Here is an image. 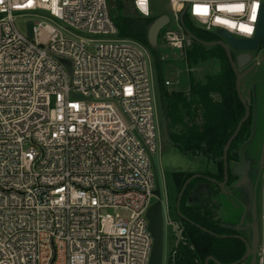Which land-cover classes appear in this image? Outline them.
<instances>
[{
    "label": "built area",
    "instance_id": "1",
    "mask_svg": "<svg viewBox=\"0 0 264 264\" xmlns=\"http://www.w3.org/2000/svg\"><path fill=\"white\" fill-rule=\"evenodd\" d=\"M168 1L180 27L184 12L209 31L187 0ZM262 11L264 0L251 36L209 32L253 38ZM21 16L36 19L30 34L16 27ZM233 17L247 21L248 12ZM166 38L182 46L173 31ZM151 61L142 43L119 36L108 0L0 2V264L149 263L158 109ZM168 222L174 256L181 228ZM259 254L264 264V247Z\"/></svg>",
    "mask_w": 264,
    "mask_h": 264
},
{
    "label": "trees",
    "instance_id": "2",
    "mask_svg": "<svg viewBox=\"0 0 264 264\" xmlns=\"http://www.w3.org/2000/svg\"><path fill=\"white\" fill-rule=\"evenodd\" d=\"M108 2L119 36L139 41L150 52L158 107L167 124L169 141L184 152L207 156L217 164L216 172L205 170L194 177L195 173L190 172L172 173L173 183L178 188L176 200L186 181L192 178L180 197L178 208L181 216L177 213V218H173L180 225L182 237L174 256L172 245L168 264H232L239 261L246 252V243L239 237H244L243 232L236 227L222 226L225 222L219 215L216 200L220 186L210 180L223 181L224 147L246 113L226 51L219 45H204L192 40V47L186 50L187 67L192 69L216 58L218 69L207 72L202 80L191 73L187 90L167 89L163 85L160 51L158 47H152L147 38L148 28L156 19L151 17L152 12L149 16L140 12L141 17L130 19L120 15V8L112 7L111 1ZM184 22L199 40L211 42L218 39L216 34L195 26L187 14ZM251 133L252 119L249 116L228 148V161L238 159L239 147L248 141ZM231 180L228 177L227 185ZM202 184L205 190L199 188Z\"/></svg>",
    "mask_w": 264,
    "mask_h": 264
},
{
    "label": "rangeland",
    "instance_id": "3",
    "mask_svg": "<svg viewBox=\"0 0 264 264\" xmlns=\"http://www.w3.org/2000/svg\"><path fill=\"white\" fill-rule=\"evenodd\" d=\"M110 1L112 4L110 6H115L117 9L120 8L118 10L120 15L130 19L142 16L134 8L132 0ZM151 6V17L157 18L164 14L170 17V21L160 31L158 36L164 87L183 90L190 85L189 77L191 73L194 77L202 80L207 72H213L218 69L216 58L207 60L192 69L188 68L186 50L192 47V39L177 24L168 0H151ZM35 20L21 16L16 18L15 24L18 30L26 35L32 32V25ZM193 24L200 28L196 22H193ZM168 31H173L179 36L182 40L181 47L174 46L167 41L166 35ZM232 52L234 56L239 53V51L234 49ZM251 54V61L240 70L244 74L240 82V90L248 103L249 116H251L252 125L254 123L255 126L253 140L244 152L246 161L249 158L252 159L251 170L245 181L240 185H235L237 183L235 177L231 180L230 185H234L231 191L221 190L222 187L220 186V192L216 195V200L219 203L220 217L230 222H236L243 218L249 220L255 226V231H253L255 243H253L252 254L241 264H262L259 253L260 249L264 247V39L259 48L251 51ZM151 67L153 69L152 61ZM167 132L166 121L163 119L161 110L158 107L157 150L154 155V162L163 193L165 215L163 264H168L169 252L174 241L173 235L176 231L173 225L168 222L171 217L177 218L176 197L178 188L173 183L172 172H203L205 170L211 171L212 167V162L207 156H196L170 145ZM242 146L239 147L238 161L240 160ZM230 185L227 186L229 187ZM155 201L156 197L153 198V202ZM251 228L253 229V227ZM252 238H249L251 244Z\"/></svg>",
    "mask_w": 264,
    "mask_h": 264
},
{
    "label": "water",
    "instance_id": "4",
    "mask_svg": "<svg viewBox=\"0 0 264 264\" xmlns=\"http://www.w3.org/2000/svg\"><path fill=\"white\" fill-rule=\"evenodd\" d=\"M169 21H170V17L168 15L164 14V15L157 17L149 26L148 32H147V38H148L149 44L152 47H154V48L158 47L159 33L167 25V23ZM180 23H181V27L184 30V32L192 40H196V41H198L204 45H219L222 48H224V50L226 51L227 56L230 60V63L233 67V70L236 74V88H237L238 94H239L242 102L244 103V105L246 107V113H245L244 117L241 119V121L239 122L234 134L229 138V140L227 141V143L224 147V156H223L224 179H223V181H218V180H215L212 178H210V180L217 183L221 187H225V186H227V183H228V177H229V171H230L232 174L240 177L239 180L237 181V183L235 184V185H240L241 183H243L245 181V179L247 177L249 163L244 158V152H245V149L247 148V146L253 140V133H254V127H255L254 123L252 125V133H251L249 140L242 146V148L240 150V163H235L231 168L230 164L228 162L227 153H228V148H229L230 144L232 143L233 139L235 138V136L237 135L240 127L249 117V106H248L247 101L244 99V97L241 93V90H240V82H241L242 77L244 76V74L240 70L243 69L251 61V59H252L251 51L258 49L261 41L264 39V12L263 11L261 12V16H260V20L258 23V27H257V31H256L255 36L253 38H250V39L235 38L234 36H232L228 32H226L224 30H219L217 33L223 39H217V40L211 41V42L202 41V40H199L186 27L185 22H184V12H182L180 14ZM231 47L237 51H240L237 56H234V54L231 50ZM62 62L66 65L68 70L71 71L70 62L67 60H64V59H62ZM197 175H198V173L194 174L192 177L197 176ZM156 177H157V186H156V189L154 191L156 201L150 205V207L148 208L147 213H146V216L148 219V227H149V230H150V232L153 236V239H154L153 240V247H152V251H151V255H150V260H149L148 264H163V258H164V241H165V238H164L163 193H162V190L160 187L158 175H156ZM191 178H189L186 181V183ZM186 183H185V185H186ZM185 185L182 187V189L179 193V199L177 200V203H176V211H177L178 215H180V216H181V214L179 213L178 206H179L180 197L183 193ZM222 226L234 227V226L226 224V223H223ZM239 237L242 238L246 243V252L239 261H236L232 264H239V263L244 262L251 253V247H250V243L248 242V240L243 236H239ZM209 258L213 259V257H209Z\"/></svg>",
    "mask_w": 264,
    "mask_h": 264
},
{
    "label": "clouds",
    "instance_id": "5",
    "mask_svg": "<svg viewBox=\"0 0 264 264\" xmlns=\"http://www.w3.org/2000/svg\"><path fill=\"white\" fill-rule=\"evenodd\" d=\"M187 2L192 5L193 16L207 24L209 31L212 27H220L229 32H238L246 36L252 35L253 16L257 15L260 7V0H251L250 5L246 4L244 0H187ZM172 4L174 8L177 7L178 0H172ZM136 5L142 14H149V0H136ZM179 6L183 7V5ZM245 10L248 12L247 21L233 17V14L243 15Z\"/></svg>",
    "mask_w": 264,
    "mask_h": 264
},
{
    "label": "crops",
    "instance_id": "6",
    "mask_svg": "<svg viewBox=\"0 0 264 264\" xmlns=\"http://www.w3.org/2000/svg\"><path fill=\"white\" fill-rule=\"evenodd\" d=\"M189 84H190V82H189ZM190 86V85H189ZM189 86H188V88H185V89H183V90H187V89H189ZM169 144L170 145H172V146H175V145H173L171 142H169ZM176 147V146H175ZM178 148V147H177ZM210 161L212 162V167H211V171H213V172H216L217 171V164L213 161V160H211L210 159ZM247 161H248V163H249V165H248V172H247V176H248V174L250 173V170H251V163H252V159L251 158H249V160L247 159ZM154 164H155V162H154ZM164 164V163H163ZM162 164V165H163ZM155 168H156V166H155ZM156 171H157V169H156ZM174 172H178V171H174ZM173 173V172H172ZM190 173H200V172H190ZM157 175H158V173H157ZM233 186L234 185H230L229 187L228 186H225V187H222L221 188V190H228V191H231V189L233 188ZM177 198V197H176ZM176 203H177V200H176ZM176 215H177V212H176ZM222 218V217H221ZM222 220L226 223V224H229V225H232V226H234V227H236V228H238L240 231H242L243 232V235H244V237L248 240V242L250 243V247H251V253L250 254H252V251H253V243H255V236H254V234H253V231H255V226L254 225H252L251 223H250V221L249 220H245V219H243V218H241L240 220H238V221H236V222H230L229 220H225V219H223L222 218ZM251 227H253V229L251 228ZM250 235V236H249ZM251 237H253L252 239V244H251V242H250V240H249V238L251 239Z\"/></svg>",
    "mask_w": 264,
    "mask_h": 264
},
{
    "label": "flooded vegetation",
    "instance_id": "7",
    "mask_svg": "<svg viewBox=\"0 0 264 264\" xmlns=\"http://www.w3.org/2000/svg\"><path fill=\"white\" fill-rule=\"evenodd\" d=\"M229 162V164H230V167L232 168V166L235 164V163H240V160L238 161V160H230V161H228ZM234 177H235V179L238 181L239 180V176H237V175H234V174H232L230 171H229V178L230 179H234ZM199 188L200 189H202V190H205V186L202 184V185H200L199 186Z\"/></svg>",
    "mask_w": 264,
    "mask_h": 264
},
{
    "label": "snow or ice",
    "instance_id": "8",
    "mask_svg": "<svg viewBox=\"0 0 264 264\" xmlns=\"http://www.w3.org/2000/svg\"><path fill=\"white\" fill-rule=\"evenodd\" d=\"M0 2H2V0H0ZM205 12H206V10H205ZM253 19L254 20L256 19V16L255 15L253 16ZM129 91H131V90L129 89Z\"/></svg>",
    "mask_w": 264,
    "mask_h": 264
}]
</instances>
